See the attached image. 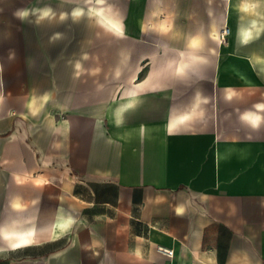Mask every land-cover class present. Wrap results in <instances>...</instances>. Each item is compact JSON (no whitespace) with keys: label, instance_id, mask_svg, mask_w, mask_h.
<instances>
[{"label":"crops","instance_id":"0c3cea01","mask_svg":"<svg viewBox=\"0 0 264 264\" xmlns=\"http://www.w3.org/2000/svg\"><path fill=\"white\" fill-rule=\"evenodd\" d=\"M170 1L113 90L0 61V264H264V0Z\"/></svg>","mask_w":264,"mask_h":264},{"label":"rangeland","instance_id":"374dc122","mask_svg":"<svg viewBox=\"0 0 264 264\" xmlns=\"http://www.w3.org/2000/svg\"><path fill=\"white\" fill-rule=\"evenodd\" d=\"M166 2L0 0V61L11 60V71L15 75H54L56 71L67 73L70 67L66 65V60L71 58L72 38L78 39L79 57L89 55L94 60L93 70L96 74H101L104 64L109 65L110 87L113 90L119 84V76L124 71L129 73L131 69L124 64L127 68L120 70L121 50L126 46L134 50L133 45L137 40L150 38L153 24L174 21L166 19V7H173V2ZM103 15L118 26H107ZM224 28L226 26L220 30ZM118 30H132L133 33L143 30L144 33L120 35ZM6 69L0 66L1 73ZM82 69L79 68L80 71Z\"/></svg>","mask_w":264,"mask_h":264},{"label":"built area","instance_id":"2783aa9c","mask_svg":"<svg viewBox=\"0 0 264 264\" xmlns=\"http://www.w3.org/2000/svg\"><path fill=\"white\" fill-rule=\"evenodd\" d=\"M227 32H228L227 28H224L223 30H221V32L219 34V42H225ZM158 250H160L161 252H164L167 255H172V250H170V249L158 247Z\"/></svg>","mask_w":264,"mask_h":264},{"label":"bare ground","instance_id":"6f19581e","mask_svg":"<svg viewBox=\"0 0 264 264\" xmlns=\"http://www.w3.org/2000/svg\"><path fill=\"white\" fill-rule=\"evenodd\" d=\"M111 20V19H110ZM112 22V21H111Z\"/></svg>","mask_w":264,"mask_h":264}]
</instances>
